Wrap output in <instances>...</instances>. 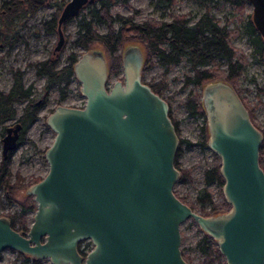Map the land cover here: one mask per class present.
Masks as SVG:
<instances>
[{"label":"water","instance_id":"water-1","mask_svg":"<svg viewBox=\"0 0 264 264\" xmlns=\"http://www.w3.org/2000/svg\"><path fill=\"white\" fill-rule=\"evenodd\" d=\"M95 1L68 0L57 19L55 50L64 41L62 23ZM248 2L264 37V0ZM121 51L122 79L112 85L101 48L83 49L74 61L86 100L81 107L57 104L47 114L54 131L44 150L48 169L24 190L35 201L33 220L23 231L0 215V254L9 248L52 264H188L180 225L191 218L216 241L226 264H264L263 132L237 91L224 79L200 90L206 144L220 158L229 204L203 215L175 194L180 138L169 103L142 78L145 52L136 42ZM21 127L16 119L4 126L2 158L19 145Z\"/></svg>","mask_w":264,"mask_h":264},{"label":"trees","instance_id":"trees-1","mask_svg":"<svg viewBox=\"0 0 264 264\" xmlns=\"http://www.w3.org/2000/svg\"><path fill=\"white\" fill-rule=\"evenodd\" d=\"M159 6L170 5L174 0H153ZM205 6V10L198 16V18L190 23L189 19L185 16L177 14L168 21H160L154 17H146L144 20L137 21L132 16H122L119 12H112L113 0H98L90 3L87 6V12L81 14L77 20V36L73 40L78 46L83 49H89L95 42L102 44L108 52L109 73L115 75L119 71L121 65L120 50L124 47L125 39L132 38L140 43L144 50V66L142 72L148 65L160 64L167 69L169 66L179 63L180 60L186 59L192 69L190 74H185L183 81L184 86L193 85L199 87L200 90L204 83L212 81L213 79L226 80L231 84L233 89L237 91L240 96V89L237 86V77L244 68L247 57L244 54H237L235 46L231 43L232 35L236 32L235 29L228 28L227 24H221L219 19L210 12L208 4L212 0H194ZM232 4L236 10L241 13L244 11V6L248 0H222ZM2 8L0 9V21L11 22L22 16L26 17L30 14L36 13V9L43 4L37 0H3ZM46 3V2H44ZM60 5L51 20H47L48 24L55 21V18L60 13ZM251 19L246 22L245 32L249 35L250 42L254 49L252 56H254L264 66V37L259 34L255 24L252 22V14H248ZM76 17V16H75ZM7 20V21H6ZM119 26H115V23ZM105 24L106 31H99L98 24ZM49 29V28H48ZM21 39L20 36L15 34H2L0 40H4L9 46L16 43ZM139 41V42H138ZM45 59L38 60V62L29 63L33 67L37 77L43 76L45 78L44 95L40 100H35V88L32 84L25 85L23 70L19 67L11 68L12 83L7 91L0 89V133L4 134V126L9 119H16L21 122L20 137L18 142L25 138L26 129L38 117V111L41 104L45 101L49 90L56 86L59 91L61 99L65 96L68 84L73 74V63L80 54L70 52L66 58V62L59 65V58L55 54ZM224 61L225 65L220 64ZM166 71L163 72L162 77L157 81H147L152 90L163 96V91L167 88V83L164 81ZM196 91L191 88L189 94L186 96L182 103L190 115L205 116L203 105L201 101V91ZM168 102V97L163 96ZM249 110L250 119L253 123L260 128L263 132L262 144L259 148V163L264 169L262 161L264 155V127H261L254 118V110H252L245 99L240 97ZM37 101H39L37 103ZM19 102H24L22 112L17 115L15 105ZM173 124H175L176 132L179 135L178 124L174 120L172 113H170ZM2 137V136H1ZM180 138V135H179ZM208 138V134L204 135L200 144L204 147ZM1 139V138H0ZM186 141L180 138V143ZM179 143V144H180ZM9 156L1 158L0 160V188L5 189V196L9 197L8 192L14 189L23 188L27 185L23 177L15 173L14 179L10 172ZM179 149L176 153L175 166L180 170L179 180L190 178V168L181 167L178 162ZM214 155V154H213ZM220 158L214 155L211 162L207 165L204 171L205 186L201 189L200 193L196 195L195 200H186L177 193L175 194L194 211H198L203 215L218 214L229 209V204L222 197L216 201L213 198L212 189L207 184L214 182L218 184L219 195L221 196L223 177L219 172ZM41 178H37L36 181ZM28 200L20 204L19 211L12 214H7L10 218L13 228L18 230H28V225L24 215L29 210H35V201L32 196H28ZM207 205L209 206L206 209ZM2 215V214H0ZM196 250L203 258L200 263L202 264H226L221 252L218 251L216 241L209 235L202 233L198 239ZM81 244V243H80ZM17 254L23 257L24 261H31L32 264H41V260H33L27 254L17 251ZM1 256V254H0ZM183 257L188 264L191 263L189 255L183 253ZM11 264V263H5Z\"/></svg>","mask_w":264,"mask_h":264},{"label":"rangeland","instance_id":"rangeland-1","mask_svg":"<svg viewBox=\"0 0 264 264\" xmlns=\"http://www.w3.org/2000/svg\"><path fill=\"white\" fill-rule=\"evenodd\" d=\"M2 1L0 0V6ZM45 1L46 3L41 4L34 14L26 17L22 16L11 22L2 23L0 21L1 32H6L8 35L15 34L21 38L10 47L0 45V89L7 91L12 83L11 68L19 67L23 70L24 84H32L33 88H35V94L33 95L35 100H40L45 93L43 87L45 78L43 76L37 77L33 67L29 63L38 62V60L45 59L51 55L50 53L58 40V35L56 31H47L44 23L53 17L59 5L62 7L68 2V0ZM208 4L210 5V12L219 19L221 24H227L228 28L236 30L232 35L231 43L235 46L238 55L244 54L247 57L244 68L237 77L240 97L245 99L248 106L254 110L256 122L261 127H264V66L252 56L254 47L250 42L249 35L245 32L246 22L251 19L248 16L252 9L251 3L247 2L244 6V11L241 13L232 4L222 0H212ZM111 8L112 12L117 11L122 16H132L137 21L144 20L148 16L160 21H168L173 16L180 14L189 19L190 23L194 22L205 10L203 4L197 3L194 0H174L167 6H159L153 0H116ZM80 10L79 15L69 19V22L63 28L65 32L64 45L57 51L59 65L66 62V58L70 52L81 54L83 50L82 46L80 47L73 43V40L77 36V20L81 14L87 12V6H83ZM115 25L119 26V23H115ZM98 29L104 32L106 31V25L103 23L98 24ZM125 40L124 45L127 43H137V40L132 38ZM92 45L104 50L109 62L108 52H106L104 46L99 42H95ZM224 63L223 60L220 62L222 66L225 65ZM164 71H166L164 81H166L168 86L163 91V96L169 98V112L172 113L174 120L178 124L180 138L186 140L179 144L178 162L181 167L190 168V178L184 179V181L179 180L174 185V189L184 199L194 201L196 195L206 185L203 177L204 171L214 157L208 145H204L203 147L200 144L203 136L208 134L205 116L190 115L182 103V100L186 98L191 88L196 91H199L200 88L194 87L192 84L189 86L183 85L185 74L192 72L188 61L183 58L179 63L171 65L167 69L158 63L148 65L143 71L142 78L145 82L157 81L162 77ZM115 79H122L120 67L117 74L110 75L109 84L112 85ZM80 86L79 80L74 75L62 99L56 86H53L49 90L45 101L39 108L38 117L26 129L25 138L10 153L9 164L12 180L15 173L23 177L27 185L32 184L37 178L44 177L48 169L44 150L52 143L54 136V131L47 125L45 118L57 104L83 106L86 97L80 93ZM23 105L24 102H19L15 105L17 115L22 112ZM13 120L9 119L5 125L12 123ZM1 136L2 134L0 133V138ZM1 147L2 143L0 141V160L2 158ZM262 161L264 163V155ZM207 186L212 189L213 198L216 201L223 197V195H219L218 184L211 182ZM25 188L26 186L8 192L9 197L12 199L9 202V198L5 196V189L1 186L0 214L7 215L19 211L20 204L28 200L27 198L30 196L25 193ZM208 208L209 206L207 205L206 209ZM33 212V210H29L24 215L28 226L33 220ZM180 232L181 252L189 255L192 264H202L200 262L203 256L195 248L203 231H201L194 220L187 218L180 225ZM87 243L88 241L85 242V244ZM39 260L42 261L41 264H52L48 259ZM5 263L32 264L31 261H24L23 257L17 254L16 250L13 251L9 248H4L0 256V264Z\"/></svg>","mask_w":264,"mask_h":264},{"label":"flooded vegetation","instance_id":"flooded-vegetation-1","mask_svg":"<svg viewBox=\"0 0 264 264\" xmlns=\"http://www.w3.org/2000/svg\"><path fill=\"white\" fill-rule=\"evenodd\" d=\"M2 2H3V1H2ZM2 2H1V3H2ZM44 2H46V1L44 0ZM44 2H43V3H44ZM115 2H116V0H113V3H115ZM66 3H67V2H66ZM66 3H65V4H66ZM92 3H93V2H92ZM113 3H112V4H113ZM2 4H3V3H2ZM2 4H1V6H0V9L2 8ZM65 4H64V5H65ZM64 5L60 8V10H59L60 13H61V10H62V8L64 7ZM85 5H88V3H85ZM85 5H84V6H85ZM111 7H112V6H111ZM111 11H112V10H111ZM60 13L58 14V16L60 15ZM58 16L55 18V21H53L52 23L48 24V26L45 25V23L47 22V21H46V22L44 23V27H45V29H46L47 31H48V30L56 31V33H57V35H58V37H59V32H58V22H57ZM52 18H53V17H52ZM52 18H51V19H52ZM71 18H74V17H71ZM71 18H69V19H71ZM51 19H48V20H51ZM69 19L65 20V21L62 23V25H61L62 32H64V31H63V28H64L65 25L69 22ZM6 21H7V20H6ZM116 23H117V22H116ZM115 26H116V25H115ZM116 27H117V26H116ZM48 28H49V29H48ZM2 34H7V33H6V32H5V33H4V32H1V30H0V35H1V37H2ZM1 37H0V38H1ZM64 40H65V32H64ZM57 41H58V40H57ZM3 43H4V40H0V45L10 47V46L8 45V43L5 42V45H3ZM56 44H57V43H56ZM63 45H64V41H63L62 46H63ZM55 46H56V45H55ZM62 46H61V47H62ZM61 47H60V48H61ZM60 48H59V49H60ZM57 51H59V50H55V47H54L53 50L51 51V53L57 55Z\"/></svg>","mask_w":264,"mask_h":264},{"label":"built area","instance_id":"built-area-1","mask_svg":"<svg viewBox=\"0 0 264 264\" xmlns=\"http://www.w3.org/2000/svg\"><path fill=\"white\" fill-rule=\"evenodd\" d=\"M83 246H84V244H83ZM85 247V246H84Z\"/></svg>","mask_w":264,"mask_h":264}]
</instances>
